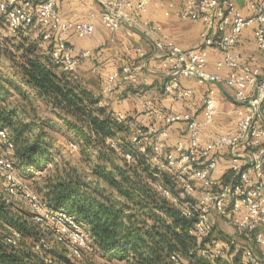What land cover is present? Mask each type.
Listing matches in <instances>:
<instances>
[{"label": "built area", "instance_id": "2783aa9c", "mask_svg": "<svg viewBox=\"0 0 264 264\" xmlns=\"http://www.w3.org/2000/svg\"><path fill=\"white\" fill-rule=\"evenodd\" d=\"M58 1L0 0V19L12 36L37 42L53 65L67 73L77 69L81 58L90 56L87 51L76 56L68 43L69 37H90L98 21L108 32L128 27L149 40L158 53V68H164L171 75L164 91L172 98L185 100L192 96L190 89L181 87L180 77L196 76L201 81L222 83L233 91L239 103L235 109V131L218 135L207 144L202 143L201 137L217 114L213 90L208 91L203 101L201 120L189 113L158 110L144 100L141 110L164 124L162 130H149L154 137L151 161L157 170L171 175L174 182L173 192L162 181H157L155 187L174 205L186 202L181 215L194 219L189 234L198 246L209 236L217 218H227L235 232L250 239L264 256V235L260 232L264 227V65L259 64L258 56L244 57L236 51L242 31L254 26L256 51L264 55V0H243L250 13L247 17L240 12V0H183L180 9L173 0H99L104 10L91 12L84 20L62 19L57 9ZM149 5L161 8L166 18L175 15L181 21L202 23L205 30L200 35V44L195 47L178 45L160 24L144 20ZM210 48L221 54L213 72L206 69ZM137 54L144 56L141 51ZM222 70L226 71L225 75L221 74ZM125 82H138L136 71L130 66L109 75L103 93L112 94ZM115 118L125 119L121 114ZM174 123L186 125L188 142L186 147L177 143L169 150L165 143L166 130ZM129 127L130 142L144 151L140 139L142 131L135 124ZM108 144L112 149L117 148L112 140ZM13 148L9 133L0 128V201L10 207L16 201L28 207L31 220L43 233L34 250L51 249L44 237L48 233L55 244L66 246L74 257L91 252L93 246L83 225L66 211H53L46 199L31 192L18 178ZM69 148L76 150L77 146L71 143ZM221 153L228 156L229 166L226 178L216 180L212 174ZM124 159L133 162L129 154L124 155ZM18 240L19 234L14 232L6 242L16 246ZM211 244L200 253L222 258V243L212 240ZM244 259L258 264L250 249L244 250ZM170 261L178 264L175 256H171Z\"/></svg>", "mask_w": 264, "mask_h": 264}, {"label": "trees", "instance_id": "16d2710c", "mask_svg": "<svg viewBox=\"0 0 264 264\" xmlns=\"http://www.w3.org/2000/svg\"><path fill=\"white\" fill-rule=\"evenodd\" d=\"M16 49L21 52V61L16 62L12 55L8 60L21 82L34 90L40 101L70 119L65 121L66 128L83 145L99 151L93 169L95 185L71 178L51 180L46 182L42 196L53 211H66L87 227L93 248L127 264H172L171 256L178 264H254L235 258L220 261L200 253L212 246V239L208 237L198 246L189 234L194 219L181 215L186 202L174 205L155 187L162 181L174 191L173 177L157 170L151 161L154 137L149 133L150 126L137 125L144 145V151H140L130 142L131 119L116 120L101 104L100 96L72 73L59 71L49 57L36 53L35 46L20 43ZM2 102L0 95V128L9 133L14 146V167L17 163L32 169L31 175L40 173L53 160L50 142L40 133L33 136L31 125L18 122L13 111L1 107ZM123 132L125 140L116 142L115 137ZM111 140L117 144L116 149L109 147ZM126 154L133 162L125 161ZM100 185L112 191L118 201L106 195ZM11 208L0 201V264H68L55 249L34 250L43 233L31 214ZM14 232L19 234L16 246L6 242ZM237 244H231L229 251Z\"/></svg>", "mask_w": 264, "mask_h": 264}, {"label": "crops", "instance_id": "0c3cea01", "mask_svg": "<svg viewBox=\"0 0 264 264\" xmlns=\"http://www.w3.org/2000/svg\"><path fill=\"white\" fill-rule=\"evenodd\" d=\"M173 1L178 9L182 7L183 0ZM238 6L243 16L250 15L243 0L239 1ZM57 9L62 19L84 20L91 12H100L104 10V7L99 0H59ZM143 19L160 24L164 31L178 45L182 46H198L200 35L205 30L204 25L200 22L181 21L175 15L166 18L161 8L152 5L148 6ZM253 29L254 26H251L242 31L236 45V51L244 57L258 56L259 64L264 65V55H259L255 48ZM213 32L212 30L211 33ZM68 43L74 49L76 56L85 51L90 53L88 58L79 60L74 75L89 90L101 97V104L110 110L114 116L121 114L124 118L131 119L130 124L150 126V128L162 130L164 128L162 122L155 121L141 110L144 100H148L158 110H166L170 113H189L197 120H201L203 101L208 91L213 90L217 114L214 122L203 130L202 143L207 144L218 135L232 134L235 131V109L239 103L234 99V93L231 89L222 83L201 81L196 76L180 77L181 87L190 89L192 96L185 100L172 98L164 91L165 84L171 75L164 68H158V53L147 38L128 27H123L115 32H108L97 21L93 35L86 38L71 35ZM138 51L144 53V56L139 57ZM220 59L219 51L210 48L207 71L213 72L216 62ZM126 66H130L136 71L138 82L135 84L122 83L112 94H104L103 86L107 77L120 72ZM221 74L225 75L226 71L222 70ZM187 142V128L184 123H174L167 128L165 143L169 150H172L177 143H183L186 147ZM228 166V156L221 153L212 177L216 180L226 178ZM195 196L197 197V194ZM260 232L264 235V227H261ZM230 237L233 244L237 243L232 233ZM245 244L249 246L247 241ZM261 256L260 258L255 255L258 264H264V256L262 254Z\"/></svg>", "mask_w": 264, "mask_h": 264}, {"label": "rangeland", "instance_id": "374dc122", "mask_svg": "<svg viewBox=\"0 0 264 264\" xmlns=\"http://www.w3.org/2000/svg\"><path fill=\"white\" fill-rule=\"evenodd\" d=\"M20 43L25 47L29 45L35 46L36 53L47 58L37 42L29 40L23 42L19 38L12 36L0 19V95L3 97L1 107L8 111H13L18 122L30 124L33 136L39 133L43 136L45 135V140L51 144L53 160L40 173L38 172L35 175H31L32 169L24 168L16 163L15 172L18 178L26 184L31 192L40 196L44 195L43 190L46 182L51 180L71 178L78 180L80 183L95 185L93 169L98 164L95 156L99 151L83 145L77 135L66 128L65 121H70V119L61 116L45 102L40 101L37 93L26 87L21 82L19 74L11 69L8 56L12 55L16 62L21 61V52L16 49ZM59 71L61 70L59 69ZM74 74L73 72L72 75ZM107 111L109 110L107 109ZM125 136L124 132L119 133L114 140L118 143L123 142ZM70 143L75 144L77 149L71 150L69 148ZM100 187L104 189L106 195L111 196L113 201H118L112 191H109L104 185H100ZM11 209L30 214L28 207L21 202L16 201ZM83 228L88 231L85 225H83ZM231 233L239 244L229 251L231 245L229 241L232 239L230 237ZM44 237L50 242L51 249H55L66 258L68 264H127L109 259L95 247L89 253L74 257L69 253L66 246L55 244L48 233ZM208 237L212 240H219L222 243L224 256L219 258L220 261H230V258L245 261V249H250L255 255L262 257L260 249L250 239L248 240L245 236L238 235L233 229L231 221L227 218H217ZM245 241L248 242L249 246H246Z\"/></svg>", "mask_w": 264, "mask_h": 264}]
</instances>
